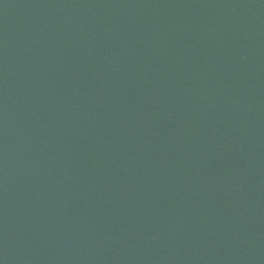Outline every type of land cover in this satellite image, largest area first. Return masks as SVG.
<instances>
[{
  "label": "water",
  "instance_id": "1",
  "mask_svg": "<svg viewBox=\"0 0 264 264\" xmlns=\"http://www.w3.org/2000/svg\"><path fill=\"white\" fill-rule=\"evenodd\" d=\"M0 264H264V0H0Z\"/></svg>",
  "mask_w": 264,
  "mask_h": 264
}]
</instances>
